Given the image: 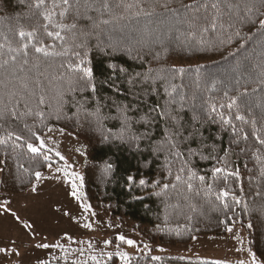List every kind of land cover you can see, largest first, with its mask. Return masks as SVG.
<instances>
[{
	"label": "trees",
	"instance_id": "16d2710c",
	"mask_svg": "<svg viewBox=\"0 0 264 264\" xmlns=\"http://www.w3.org/2000/svg\"><path fill=\"white\" fill-rule=\"evenodd\" d=\"M192 2L108 0L110 11H89L99 28L91 29V21L79 23L88 24L93 32L86 66L93 71L96 90L66 95L60 120L49 116L55 108L54 100L52 107L37 108L35 99L27 95L19 103H8L7 96H3L0 108L7 104L13 110L15 106L17 117L6 112L0 119V140L5 141L0 143V161H4L0 163V193L25 194L36 183L34 172H46L49 164L52 168L63 166L54 154L49 152L52 159L44 161L42 156L29 153L26 146L28 142L38 143L31 132L42 137L49 127L58 131L62 128L85 144L82 202L93 210L135 230L150 244L170 247L188 245L196 237H224L228 227L239 226L246 232L249 250L264 264V145L256 141L257 136L264 138V29L258 24L259 19H264V6L262 0H236L240 10L238 17H233L234 28L228 27L225 17L223 29L202 33L201 24H191L190 17L205 15L204 9L193 13L183 7ZM34 3L35 0H0V43L5 44L0 59L8 58L9 44L18 48L27 42L19 37L20 31H35L36 42L52 43L44 33L46 12H56L53 19L57 23L73 22L71 15L61 20V9L53 8V0H46L41 9ZM245 4L254 5L251 14L246 13ZM102 20L108 23H100ZM237 31L239 36L235 35ZM56 50H61L59 45ZM29 52L31 60V46ZM69 61L75 62L71 51L67 57L49 58L42 68L49 76L58 75L66 72L60 65ZM49 64L51 67H47ZM173 85L175 91L169 96ZM232 98L236 103L229 108ZM213 106L215 112L211 111ZM162 108L173 110L184 136L193 134L188 141L176 138L184 160L172 156L164 144L169 125L156 116ZM97 109L99 122L88 115ZM120 109H127L133 122L141 117L151 122L133 123L125 130L119 119ZM29 110L32 115L26 114ZM36 111H44L43 122L34 115ZM194 114L201 117L199 122L193 120ZM221 115L230 123L224 124ZM237 115L244 119L237 120ZM121 134L124 141L117 139ZM144 134L148 138L128 142L129 136ZM17 136L21 139L17 140ZM160 145L163 150L158 151ZM189 149L195 155H190ZM109 163L112 169L106 171ZM185 163V172L179 173ZM215 167L225 171L214 176ZM188 168L196 173L191 181ZM236 170L239 178L227 175ZM177 174L182 175L181 182L175 181ZM129 176L134 182H128ZM199 176L205 180L200 181ZM140 179L146 180L145 186L139 185ZM156 181L159 184L152 187ZM185 181L192 184L191 191ZM164 184L169 187L164 189ZM221 190L230 193L222 198L223 203L217 199ZM153 257L133 256L128 264H225L181 256ZM45 264L74 262L54 259ZM107 264L125 262L113 256Z\"/></svg>",
	"mask_w": 264,
	"mask_h": 264
},
{
	"label": "snow or ice",
	"instance_id": "6c2138e0",
	"mask_svg": "<svg viewBox=\"0 0 264 264\" xmlns=\"http://www.w3.org/2000/svg\"><path fill=\"white\" fill-rule=\"evenodd\" d=\"M46 5V0H35L34 7L37 9L44 8ZM99 5V6H97ZM119 6V5H117ZM262 6H264V0H262ZM127 7H131L128 5ZM185 11H192L193 13H199L201 9H204L205 15H192L190 17L191 24H201V32H208V31H216L218 28H224L225 17L229 21L228 27L234 28L235 23L233 21V17H238V13L240 10V5L236 3V0H193L191 4L183 6ZM53 8H60L58 15L61 20L68 18L71 15L73 22L72 23H57L53 19L57 15L54 11H48L43 15V18L48 23L44 24V33L45 35L52 40L51 44L45 45L42 42H36V32H24L20 31L18 33L21 39H26L27 42L23 43L18 48H13L11 45H8V58L7 59H0V103L3 102V96H7L8 103H11L13 100H16L19 103L20 99H23L25 95L28 96L29 99H35L37 108L41 106L44 107H52L51 101H55V108L54 111L49 113L51 118L56 120H60L61 117V110L64 106L65 96L70 95L75 92L84 93L86 91L95 92L96 86L93 83V71L90 67H87V48H88V41L89 38L93 35V32L90 30L88 24H84L81 26L79 23L81 20L83 21H91V29L99 28V24H97L94 18L88 15L89 11H110V4L108 0H59V3H56V0H53ZM254 5L249 6L247 4L244 5V9L247 14H251L253 11ZM264 15V13H261ZM100 23L107 24V20H102ZM259 27L264 29V19L258 20ZM49 27L52 29H56L55 31L49 30ZM193 33H190L192 35ZM235 35L239 36L240 33L237 31ZM264 35V33H262ZM7 39V37H5ZM111 39V37H109ZM228 42H231V37H229ZM61 48V50L57 51V46ZM31 46L34 56L30 60V52L29 47ZM70 46V47H69ZM111 47L112 45H108ZM5 44L0 43V50L4 49ZM243 47V45H241ZM71 51V55L75 58V62H67L60 65L61 68L66 69V72L61 71L58 75H51L49 76L45 70H43L42 65H45L49 58L55 57H67L69 56ZM4 53L0 51V56H3ZM47 67H51V65H47ZM112 67V66H110ZM123 71V69H121ZM177 71L183 72L184 69H178ZM65 85H67L65 87ZM175 91V86L173 85L172 91L168 92V95L171 96L172 92ZM236 99L232 98L231 103L228 105L231 108L235 105ZM9 110L7 108V104L4 105L3 108H0V119H3L5 113L8 112L12 116V118L17 117V112L14 110ZM82 107V106H81ZM152 111H156L153 109ZM212 112L216 111L215 106L211 109ZM121 116L119 119L121 120L122 127L127 130L130 129L133 123H141L147 124L151 121L145 117H141L139 120L133 122L131 117L128 115L127 109H120ZM27 115H32L33 113L29 110ZM37 117L41 119L43 122L45 118L44 111H36L34 113ZM89 116H93L96 118L97 122L100 121L99 116V109L95 113H89ZM156 116L160 119H164L167 121L169 125L168 131L165 133L164 144L167 145V150L169 153L179 160H184V154L179 150V143L176 142L177 137H183L184 141L191 140L193 138V134L189 133L187 136H184L182 129V125L180 124L179 118L173 114V110H165L160 109L159 112L156 113ZM201 117L199 115L194 114L193 120L199 122ZM221 121L224 124H229L230 121L221 115ZM237 120H243L244 117L237 115ZM31 131V129H30ZM48 131L51 132L53 129L51 127L48 128ZM61 133L64 132V129H59ZM242 131V130H241ZM233 133L236 134L237 130L235 126H233ZM12 135L11 133L9 134ZM31 135L35 138V141L38 143H31L28 142L26 144L27 150L29 153H32L34 156H42L44 161H50L52 157L48 154L51 152V149H48L45 141L36 134V132H31ZM148 138V134H144L141 136H129L128 142ZM247 135L243 137V139H247ZM17 140H20L21 137L17 136ZM107 139V137H105ZM121 141L125 140L123 134L117 137ZM256 141L260 145H264V138L257 136ZM4 140H0V143H4ZM237 141H233L236 143ZM157 150H163V145L157 146ZM79 151V149L77 150ZM243 152L244 150L241 149ZM190 155H195L189 149ZM83 155V153H81ZM55 156L59 158V160L64 161L65 167L57 168V172H61L62 178L65 182L70 183L71 191L69 193L70 196L75 198L77 201H80L83 197V192L81 189L83 188V177L79 175V173L72 170L73 166L65 159L60 152H55ZM202 159H207L208 157H201ZM259 159V157H257ZM219 160L221 162L224 161L223 157H220ZM0 163H4V161H0ZM23 167V165H20ZM49 168L52 167L51 164L48 165ZM187 168V164L185 163L178 172L184 173L185 169ZM112 169V165L106 164L105 170L110 171ZM225 169L220 167H215L212 169V173L215 176L217 173H223ZM264 174V172H262ZM228 176H235L239 178V171L236 170L234 172H228ZM35 179L37 181H42L46 179L40 171L34 172ZM187 176L188 181H191L193 178H196V173L192 171L190 168L187 169ZM56 179H61V177H55ZM128 182H134V178L129 176ZM198 179L200 181H204V176H199ZM79 181V184H77ZM175 181L181 182L182 175L177 174L175 176ZM188 181H185L187 184V188L189 191L192 190V184ZM140 186L146 185L145 179L139 180ZM159 184L158 181L152 183V187H156ZM173 188L176 187V184L171 185ZM169 187L168 184H164L163 188L167 189ZM32 192L37 191L36 184L32 185L31 188ZM209 191H211V185H209ZM158 194V193H157ZM229 192L226 190H221L217 195V199L221 200L223 203V199L229 196ZM232 199L235 201L236 204H239L240 201L236 199L233 195ZM7 202L0 204V208H3L4 212L11 213L13 217H15L16 221L21 224V226L35 235L33 230V225L28 223L27 221H22L20 216H18L15 212H11L9 208L5 205ZM225 208L228 207L227 204L224 205ZM81 208L85 213L91 212V206L87 203H82ZM65 215H69V213L65 212ZM93 215H95L93 213ZM75 220V217H72ZM81 227L85 229H91V223H83ZM229 232L232 231L231 227L227 229ZM64 239H67L71 242L72 238L68 236L67 233L64 235ZM116 240L120 241L121 243H126L128 246H134L135 241L131 239H126L123 235H118L115 237ZM237 239H239L237 237ZM112 241L105 240V246L109 245ZM12 244L15 245V241H12ZM36 248L40 249H49V248H63V245L59 243V241L55 244L39 242L35 245ZM89 248L92 247L91 244L88 245ZM147 247V245L145 246ZM67 251V250H65ZM75 251V250H74ZM80 253H83V249L79 250ZM0 253L5 255L15 254L17 256L20 255L19 251L15 249V247H0ZM251 256V264H258L257 258L254 254L249 253ZM120 259L128 264L129 257L127 253L120 252L119 253ZM109 258H111V254H109ZM91 260L95 261L96 264H99L96 256H91ZM153 259H159V257H153ZM38 264H45L44 261H39ZM75 264V262H74ZM240 264H245L244 261H241Z\"/></svg>",
	"mask_w": 264,
	"mask_h": 264
},
{
	"label": "rangeland",
	"instance_id": "374dc122",
	"mask_svg": "<svg viewBox=\"0 0 264 264\" xmlns=\"http://www.w3.org/2000/svg\"><path fill=\"white\" fill-rule=\"evenodd\" d=\"M41 138L47 148L52 150L50 153L55 155V152H60L73 166L72 170L82 177L85 166L83 142L58 130L47 132ZM62 162L63 166L59 168L65 167L64 161ZM57 168L51 167L42 173L46 179L36 180V192L30 189L21 195L0 193V204L7 202L5 206L20 216L22 221L31 223L35 232L33 235L24 229L10 212L6 213L0 208V247H15L20 253L19 256L0 253V264H38L39 261L47 262L54 259L96 264L90 259L93 255L97 257L99 264H107L110 259L109 254L120 259V252L127 253L129 258L151 254L155 257L181 256L225 264H240L241 261L251 264L249 253L252 252L249 250L247 235L242 227H232L231 232L227 231L226 235L220 238L196 237L188 245L175 247L153 245L135 230L123 227L117 221L105 217L92 208L91 212L85 213L81 208L82 199L77 201L69 195L70 183L64 181L63 174L57 172ZM65 212L69 215H65ZM72 217H75V220ZM83 223H91L92 228L81 227ZM65 233L74 242L64 239ZM118 235L135 241V245L130 247L126 243H121L115 239ZM105 240L112 242L105 246ZM12 241H15V245ZM58 241L63 248L35 247L39 242L55 244ZM89 244L92 245L91 248L88 247ZM80 249H83L82 254ZM258 264L261 263L258 261Z\"/></svg>",
	"mask_w": 264,
	"mask_h": 264
}]
</instances>
